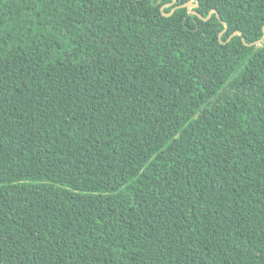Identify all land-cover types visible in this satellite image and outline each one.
Returning a JSON list of instances; mask_svg holds the SVG:
<instances>
[{
  "label": "trees",
  "instance_id": "obj_1",
  "mask_svg": "<svg viewBox=\"0 0 264 264\" xmlns=\"http://www.w3.org/2000/svg\"><path fill=\"white\" fill-rule=\"evenodd\" d=\"M171 1L0 0V264H264V0Z\"/></svg>",
  "mask_w": 264,
  "mask_h": 264
},
{
  "label": "water",
  "instance_id": "obj_2",
  "mask_svg": "<svg viewBox=\"0 0 264 264\" xmlns=\"http://www.w3.org/2000/svg\"><path fill=\"white\" fill-rule=\"evenodd\" d=\"M174 2H175V0H172L171 2L164 4V5L161 7V9H162L164 6H168L169 4H173ZM193 5H197V2H196V3H193L192 0H189V1L185 2V3L175 5L174 7H175V9H176V8H180V7H187V9H188L189 12L196 13V14H197L200 18H202V19H208V18H210V16L212 15V13L215 12V9H211V10L208 12V15H207V16H202V15H201L200 13H198L197 11H194V10L191 9V7H192ZM172 13H173L172 9H171L169 12H167V13L163 12V14L166 15V16H169V15H171ZM219 19H220L221 22L224 24V27H225V26L227 27L226 23H225L220 17H219ZM263 29H264V25H263ZM223 30H224V29H223ZM223 30H222V31H223ZM222 31H221V32H222ZM221 32L219 33V37L221 36ZM235 34H241V33H240V31H235V32H233V33L231 34V36H233V35H235ZM242 40H243V42H245V41H244V37H242ZM245 43H246V42H245ZM246 44H254V42H252V43H246Z\"/></svg>",
  "mask_w": 264,
  "mask_h": 264
},
{
  "label": "snow or ice",
  "instance_id": "obj_3",
  "mask_svg": "<svg viewBox=\"0 0 264 264\" xmlns=\"http://www.w3.org/2000/svg\"><path fill=\"white\" fill-rule=\"evenodd\" d=\"M168 7H170L172 9V11L175 10L174 5H172V4H169ZM228 31H229V29L225 26L224 30L221 32V38L222 39H224V33L228 32ZM261 32H262V34L259 37H256L255 43L264 46V29H262ZM228 38H230V37H228Z\"/></svg>",
  "mask_w": 264,
  "mask_h": 264
}]
</instances>
